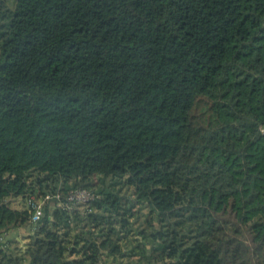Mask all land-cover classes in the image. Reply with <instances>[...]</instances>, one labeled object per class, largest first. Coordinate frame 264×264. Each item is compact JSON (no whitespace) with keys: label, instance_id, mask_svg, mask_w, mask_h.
<instances>
[{"label":"trees","instance_id":"obj_1","mask_svg":"<svg viewBox=\"0 0 264 264\" xmlns=\"http://www.w3.org/2000/svg\"><path fill=\"white\" fill-rule=\"evenodd\" d=\"M0 264H264V0H0Z\"/></svg>","mask_w":264,"mask_h":264},{"label":"built area","instance_id":"obj_2","mask_svg":"<svg viewBox=\"0 0 264 264\" xmlns=\"http://www.w3.org/2000/svg\"><path fill=\"white\" fill-rule=\"evenodd\" d=\"M76 198L79 201H82L84 203L90 200V197L85 192L79 193ZM47 199H49V197ZM29 205H30V208L32 210L31 223H32L33 226H35V225H37L39 223V221L42 218L43 205L41 203H39V202H36V200L34 198L30 199Z\"/></svg>","mask_w":264,"mask_h":264},{"label":"crops","instance_id":"obj_3","mask_svg":"<svg viewBox=\"0 0 264 264\" xmlns=\"http://www.w3.org/2000/svg\"><path fill=\"white\" fill-rule=\"evenodd\" d=\"M29 230V229H28ZM27 229H17V230H13L11 231V238L14 241V244L17 247H22V245L25 244V237L27 236L26 233L28 232Z\"/></svg>","mask_w":264,"mask_h":264},{"label":"rangeland","instance_id":"obj_4","mask_svg":"<svg viewBox=\"0 0 264 264\" xmlns=\"http://www.w3.org/2000/svg\"><path fill=\"white\" fill-rule=\"evenodd\" d=\"M21 202L22 201L20 199H18V200L14 199L13 201H11V206L14 207V208L20 209L22 207Z\"/></svg>","mask_w":264,"mask_h":264}]
</instances>
